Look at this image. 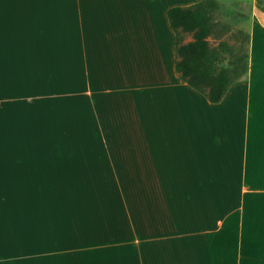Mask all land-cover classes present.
<instances>
[{
    "label": "crops",
    "instance_id": "1",
    "mask_svg": "<svg viewBox=\"0 0 264 264\" xmlns=\"http://www.w3.org/2000/svg\"><path fill=\"white\" fill-rule=\"evenodd\" d=\"M200 1L0 0V137L20 144L1 152L18 157L0 185L21 193L18 251L37 202L25 188L78 193L71 222H34V253L0 264H264V0H233L250 67L219 103L175 66L168 10ZM43 102L82 145L42 149Z\"/></svg>",
    "mask_w": 264,
    "mask_h": 264
},
{
    "label": "trees",
    "instance_id": "2",
    "mask_svg": "<svg viewBox=\"0 0 264 264\" xmlns=\"http://www.w3.org/2000/svg\"><path fill=\"white\" fill-rule=\"evenodd\" d=\"M221 8L219 0H201L189 6H175L168 10V18L172 29L176 33V58L175 66L180 77L191 87L204 94L212 103H219L223 100L231 86L247 77L250 67V34L244 30L235 32V43H230L224 39L233 29L228 23L218 20V10ZM192 35L193 39L186 42V37ZM210 38L218 40L214 45ZM61 110V108H58ZM40 145L45 147L71 148V146L82 145V140H75L67 133L65 121H60L53 116V111L49 102H43ZM38 125V124H37ZM37 139L29 140V145H37ZM21 142H23L21 140ZM35 143V144H34ZM20 145L16 137L9 140L0 137V154L5 147H17ZM10 157V164H16L17 155ZM12 157V158H11ZM43 158V155H42ZM0 164L1 166L4 164ZM7 163V161H6ZM67 176L64 178L66 179ZM76 179H88L87 175L80 169L76 173ZM57 181V180H56ZM43 183V182H42ZM44 182L41 187L25 188V194H35L37 202H32V215L26 216L25 224L22 227H31V235L22 234L20 242L25 244V248L17 249V235L19 222V204L13 201L20 195L19 188L10 186L9 188L0 185V198L3 194H9L11 201L9 206L3 207L9 215L0 216V258H11L14 256L30 255L34 253V245L37 235H34V222L45 229L47 222L45 218L53 217L54 223L59 225L62 218L71 222V187L48 186ZM21 189V188H20ZM73 190L76 188H72ZM88 192L91 188L80 187ZM98 189V188H97ZM74 199V195L72 197ZM3 204L0 202V206ZM4 206V205H3ZM55 206L57 211L51 209ZM28 213V212H27ZM41 214V216H40ZM89 216V215H87ZM58 218V222L56 219Z\"/></svg>",
    "mask_w": 264,
    "mask_h": 264
},
{
    "label": "rangeland",
    "instance_id": "3",
    "mask_svg": "<svg viewBox=\"0 0 264 264\" xmlns=\"http://www.w3.org/2000/svg\"><path fill=\"white\" fill-rule=\"evenodd\" d=\"M221 4V8L218 10V20L224 23H228L233 31L224 37V39H227L230 43H235L236 39L234 38L235 32H238L239 30H244L247 32L245 28V23L248 20L247 17V9L241 4L236 1H225ZM250 26V22H247L246 27ZM191 39V36L186 37V42ZM210 41L212 44L216 45L218 40H215L214 38H210ZM258 50V49H257ZM250 61V57H249ZM7 160V157L3 158V155L0 154V164L3 162V160Z\"/></svg>",
    "mask_w": 264,
    "mask_h": 264
}]
</instances>
